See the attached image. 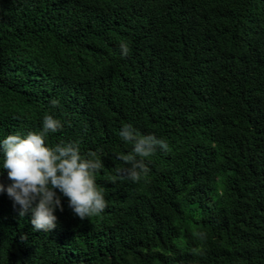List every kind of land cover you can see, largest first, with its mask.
<instances>
[{
	"label": "trees",
	"instance_id": "obj_1",
	"mask_svg": "<svg viewBox=\"0 0 264 264\" xmlns=\"http://www.w3.org/2000/svg\"><path fill=\"white\" fill-rule=\"evenodd\" d=\"M46 114L107 207L35 232L0 193V264H264V0H0V142ZM124 124L170 148L138 183Z\"/></svg>",
	"mask_w": 264,
	"mask_h": 264
},
{
	"label": "clouds",
	"instance_id": "obj_2",
	"mask_svg": "<svg viewBox=\"0 0 264 264\" xmlns=\"http://www.w3.org/2000/svg\"><path fill=\"white\" fill-rule=\"evenodd\" d=\"M120 49L121 56L127 58L130 53L128 43L121 42ZM58 104L55 99L51 101L53 108ZM62 128L59 119L46 114L40 131H30L26 135L9 134L0 142L4 157L0 169L7 170L11 181L7 186L0 182V193H7L14 207H19L21 217L32 213L31 224L35 232H50L57 227L55 212L58 208L64 210L62 197L68 199L69 208L82 221L100 215L107 207L103 191L96 184V173L103 168L101 160L95 158L96 154L82 156L77 142L46 146L49 133ZM119 136L131 144L132 149L128 154H117L116 159L128 165L123 171L134 183L149 174L147 158L158 149L170 151L166 140L155 134L141 135L131 124H124ZM115 181L116 177H113L112 182ZM193 236L206 239L204 232H193ZM193 254H200L199 250L193 249Z\"/></svg>",
	"mask_w": 264,
	"mask_h": 264
}]
</instances>
